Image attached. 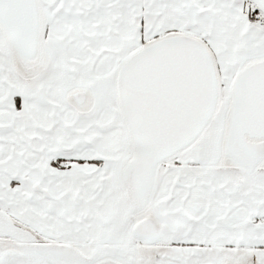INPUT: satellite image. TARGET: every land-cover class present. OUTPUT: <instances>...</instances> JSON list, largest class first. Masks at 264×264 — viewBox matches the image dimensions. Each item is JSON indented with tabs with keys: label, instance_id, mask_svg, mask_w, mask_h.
Returning <instances> with one entry per match:
<instances>
[{
	"label": "snow or ice",
	"instance_id": "1",
	"mask_svg": "<svg viewBox=\"0 0 264 264\" xmlns=\"http://www.w3.org/2000/svg\"><path fill=\"white\" fill-rule=\"evenodd\" d=\"M0 264H264V0H0Z\"/></svg>",
	"mask_w": 264,
	"mask_h": 264
}]
</instances>
